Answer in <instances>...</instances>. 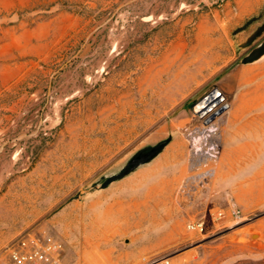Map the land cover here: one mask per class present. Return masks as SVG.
I'll return each mask as SVG.
<instances>
[{
	"label": "rangeland",
	"instance_id": "1",
	"mask_svg": "<svg viewBox=\"0 0 264 264\" xmlns=\"http://www.w3.org/2000/svg\"><path fill=\"white\" fill-rule=\"evenodd\" d=\"M262 66L264 0H0V264L35 236L57 264H264ZM215 91L224 152L191 211L233 198L248 221L203 237L180 209L176 243L141 252L170 225L136 206L141 168L110 178L147 146L180 156Z\"/></svg>",
	"mask_w": 264,
	"mask_h": 264
},
{
	"label": "built area",
	"instance_id": "2",
	"mask_svg": "<svg viewBox=\"0 0 264 264\" xmlns=\"http://www.w3.org/2000/svg\"><path fill=\"white\" fill-rule=\"evenodd\" d=\"M210 96L198 106L196 117L199 124L186 133V174L175 193L176 204L184 212L193 207L198 196L215 178L223 153V130L218 118L228 110L229 105L219 92L211 99ZM247 219L238 203L231 198L225 209L210 210L202 218L189 216L186 228L200 236L213 237ZM61 251L60 242L53 237L35 236L10 246L4 252L11 264H57ZM144 264H171V257L156 256Z\"/></svg>",
	"mask_w": 264,
	"mask_h": 264
},
{
	"label": "crops",
	"instance_id": "3",
	"mask_svg": "<svg viewBox=\"0 0 264 264\" xmlns=\"http://www.w3.org/2000/svg\"><path fill=\"white\" fill-rule=\"evenodd\" d=\"M261 70L262 73H264V66H262ZM171 149L172 148L169 146V148L162 152L156 159L139 170L141 173L142 171L145 173L142 177L147 178L149 183L146 185L147 188L143 192L142 200L138 201L136 206H140V211L142 213H147L150 210L152 214L158 215V223H160L161 226L170 225L167 228L166 235H163L162 239H159L160 241L153 244L149 250H141V252H155L163 246L162 244L173 245L176 243L173 230H177L176 218H178L180 208L176 204L175 192L186 174L187 147L185 145V149L180 152V156L178 152H171ZM143 186L144 185L141 184L140 188L143 189ZM150 199H154L152 204L150 203ZM191 210L192 208L189 211ZM191 212L193 214L197 213L195 209ZM195 214L193 216H195ZM171 221H173V224Z\"/></svg>",
	"mask_w": 264,
	"mask_h": 264
},
{
	"label": "trees",
	"instance_id": "4",
	"mask_svg": "<svg viewBox=\"0 0 264 264\" xmlns=\"http://www.w3.org/2000/svg\"><path fill=\"white\" fill-rule=\"evenodd\" d=\"M260 55H254L248 58L245 63H250L259 58ZM168 141H163L155 145L147 146L144 149L140 150L137 154H135L128 164L122 169V171L115 176L114 178H110L109 182L117 181L126 177L130 173L135 170L142 168L149 164L155 157H157L162 150L166 147Z\"/></svg>",
	"mask_w": 264,
	"mask_h": 264
},
{
	"label": "water",
	"instance_id": "5",
	"mask_svg": "<svg viewBox=\"0 0 264 264\" xmlns=\"http://www.w3.org/2000/svg\"><path fill=\"white\" fill-rule=\"evenodd\" d=\"M217 94H218V92L215 91V92H213L211 95L214 97V96H216Z\"/></svg>",
	"mask_w": 264,
	"mask_h": 264
},
{
	"label": "bare ground",
	"instance_id": "6",
	"mask_svg": "<svg viewBox=\"0 0 264 264\" xmlns=\"http://www.w3.org/2000/svg\"><path fill=\"white\" fill-rule=\"evenodd\" d=\"M209 99H211V98H209ZM206 102H208V101H206Z\"/></svg>",
	"mask_w": 264,
	"mask_h": 264
}]
</instances>
